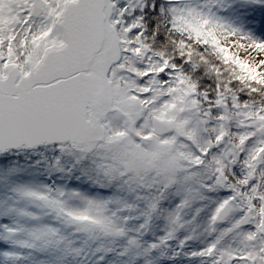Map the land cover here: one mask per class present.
<instances>
[{"label":"snow or ice","instance_id":"snow-or-ice-1","mask_svg":"<svg viewBox=\"0 0 264 264\" xmlns=\"http://www.w3.org/2000/svg\"><path fill=\"white\" fill-rule=\"evenodd\" d=\"M0 264H264V0H0Z\"/></svg>","mask_w":264,"mask_h":264}]
</instances>
